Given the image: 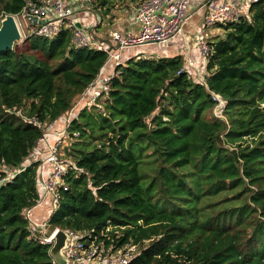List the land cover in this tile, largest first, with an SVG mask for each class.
Masks as SVG:
<instances>
[{
    "label": "trees",
    "instance_id": "trees-1",
    "mask_svg": "<svg viewBox=\"0 0 264 264\" xmlns=\"http://www.w3.org/2000/svg\"><path fill=\"white\" fill-rule=\"evenodd\" d=\"M27 1L0 0V15ZM93 8L103 18L110 0ZM250 11V21L211 38L205 85L181 71L178 38L125 52L104 114L84 109L69 128L78 133L66 150L73 165L50 225L92 236L115 227V245L140 250L129 264H264V3ZM24 44L0 54V177L23 168L0 185V264H52L23 218L39 197V164L27 157L43 134L26 120L64 115L106 56L75 48L69 31ZM212 94L226 102L225 121L205 116Z\"/></svg>",
    "mask_w": 264,
    "mask_h": 264
},
{
    "label": "built area",
    "instance_id": "built-area-1",
    "mask_svg": "<svg viewBox=\"0 0 264 264\" xmlns=\"http://www.w3.org/2000/svg\"><path fill=\"white\" fill-rule=\"evenodd\" d=\"M93 2L94 0H28L21 12L13 15L16 23L19 16L26 22L31 31L30 35L52 39L62 31H69L75 48H87L105 54V63L94 82L89 84L93 86L92 90H87V87L81 94L83 95L87 90L80 99V102L87 101L85 106L87 109L94 107V100L108 95L111 79L119 75V68L125 67L131 56V54L129 57L125 56L126 51L130 50L133 53L139 52L138 49L145 46L167 45L179 36L182 37V41H186L185 28H190L191 19L197 14L200 17V24L192 26L194 33L190 38L194 42L197 55L193 57V53L189 54L186 51L183 54L182 49H185L183 46L180 50L184 55L181 71H184L195 84L205 85L206 62L211 53L210 38L215 34L213 32L219 34L221 29L230 24L250 21L251 7L264 3V0H141L136 7L126 12L132 16L128 30L121 29L115 23V27L110 25L104 33H99L103 18L94 11ZM5 16H0V26ZM18 28L21 33L19 25ZM205 28H214V31L206 34ZM87 94L89 98H86ZM212 96L217 102L213 109L218 111L215 115L219 118L225 109V102L217 95L212 94ZM89 100L91 102H88ZM77 109L78 105L72 106L64 115L50 123H39L35 119L22 117L36 127H40L43 132L35 145V147L38 145V148L34 147L33 151L40 152V143H43L46 135L56 136L52 144L49 142V147L46 143L43 144L47 150L46 154H39L32 161L27 162L28 165L35 162L39 164L36 175L39 197L36 205L28 209L29 213L31 209L40 207L47 201L54 210L57 209L61 198L59 189L64 187L61 181L69 169L68 163L59 152L67 136L69 138L78 136L77 132H69L72 122L79 115ZM22 169L4 167L6 176L0 177V185L11 180ZM23 216L24 220L34 222L31 215L24 212ZM115 229V227H107L93 236L86 231L63 230L66 235L65 244L61 249L64 263L129 264L140 254V250L132 243L124 246L110 245L113 240L109 239L107 233ZM57 232L56 229L47 239L35 241L39 245L52 246ZM116 233V238L122 236ZM50 258L52 264H57L55 259Z\"/></svg>",
    "mask_w": 264,
    "mask_h": 264
},
{
    "label": "rangeland",
    "instance_id": "rangeland-1",
    "mask_svg": "<svg viewBox=\"0 0 264 264\" xmlns=\"http://www.w3.org/2000/svg\"><path fill=\"white\" fill-rule=\"evenodd\" d=\"M141 0H110V7H111V10L114 12V11H119L120 12V15H122L124 12H129L131 11L134 7H136V5L140 2ZM2 15V14H1ZM0 15V16H1ZM117 21V20H116ZM200 24V17H199V14L195 15L192 17L191 19V24H190V28L192 29V26L195 25H199ZM17 25L20 26V29H21V41L18 42V43H15V49L17 52H20V51H25V44H24V40L30 36L31 34V31L30 29L27 27L26 25V22L19 16L18 19H17ZM188 28V27H187ZM214 31V28H205L204 29V33L206 34H210ZM106 32H107V29H106ZM215 33V32H213ZM224 28L220 30L219 34H223L222 36L220 37H224ZM214 36V35H213ZM213 36H211V38H213ZM210 38V39H211ZM14 48V47H13ZM144 49V48H143ZM143 49H138L139 51L143 50ZM155 50V46H151V47H148L146 50L144 51H153L154 52ZM151 55H154V54H151ZM122 68V67H121ZM119 68V71L120 69ZM94 82V80H93ZM92 82V83H93ZM91 83V84H92ZM90 84V85H91ZM88 86L87 90L91 91L93 86ZM86 90V91H87ZM86 91L84 92V94H86ZM83 94V95H84ZM109 94V92H108ZM83 95L79 96L76 98V100L73 102V105H78V109H77V113L80 114V112L84 109H86L89 113L91 114H95L97 113L98 111L102 112L104 114V108H105V105L106 103L110 102L109 101V97L108 95H103V97L101 98H98L96 100L93 101V105L94 107H91V108H86L85 106L87 105V101L86 100H83L80 102V99L83 97ZM86 98H89V95L87 94L86 95ZM88 102H91V100H89ZM17 115L19 117H24V112L22 111V109H19L18 111H16ZM213 114L214 117H216L215 114H218V111L217 110H210L208 112H206L205 116L208 118L210 117L211 115ZM79 116V115H78ZM78 118V117H77ZM219 118H222L223 121H225V118L223 117V115H220ZM45 133H47V130H45ZM48 135L45 136V139L43 141V143H40V146H41V149H40V152L38 151H33L35 148H38V145L30 152L29 156L27 157V162L28 161H32L33 158L37 157L39 154H46L47 153V150H46V147L43 145L46 143L47 147H49V142L52 144L56 138V136H51V137H47ZM46 137H47V140H46ZM222 139V138H221ZM72 142H74L73 139L69 138V136H67V138L63 141L62 145H61V150L59 152V154L62 156V158L65 160V162L68 163L69 167L73 165V160L66 155V150L67 148L70 147V144H72ZM95 144H98V142H94ZM221 145H224L223 144V139L221 140L220 142ZM147 153V152H146ZM24 166H25V163H24ZM153 170H149V174L152 176L154 175V172H152ZM61 183H63V181H61ZM222 195L216 197V198H212V199H207L205 200V202H208V203H216V202H219L221 199ZM59 205V204H58ZM58 207V206H57ZM38 208V207H37ZM28 209L30 208H27L25 209L23 212H25V214L27 215H31L32 219L34 222H29V221H26L27 222V230L29 232V237L28 239H33L34 241H39L42 240V239H47L49 237V235H51L56 229L57 231H63V229L59 228V227H53L52 225H50V218H51V215L53 213V211H56L52 208V206H50V203L49 201H47L45 204H42L39 209H40V212L42 210H45V209H48L46 212L47 215H45L44 213L43 214H38L36 215L35 213H32V211L34 209H31V213L28 212ZM24 214V213H23ZM24 218V216H23ZM32 228L34 230H32ZM249 229V228H248ZM112 232V231H110ZM57 234V233H56ZM119 238H116V240L113 242V243H110V245L112 244H117L119 241ZM55 244V238H54V241L53 243L51 244L52 246L49 245V253L51 251V248L53 247V245ZM56 261V259H55ZM57 264H65L64 263V260L61 258V261L59 260L57 262Z\"/></svg>",
    "mask_w": 264,
    "mask_h": 264
},
{
    "label": "water",
    "instance_id": "water-1",
    "mask_svg": "<svg viewBox=\"0 0 264 264\" xmlns=\"http://www.w3.org/2000/svg\"><path fill=\"white\" fill-rule=\"evenodd\" d=\"M21 41V33L15 18L12 15H6L0 26V54L6 51H12L15 43ZM66 241V235L58 231L55 236V244L51 248L49 256L61 261V249Z\"/></svg>",
    "mask_w": 264,
    "mask_h": 264
},
{
    "label": "crops",
    "instance_id": "crops-1",
    "mask_svg": "<svg viewBox=\"0 0 264 264\" xmlns=\"http://www.w3.org/2000/svg\"><path fill=\"white\" fill-rule=\"evenodd\" d=\"M110 16V17H108ZM117 20V21H116ZM130 20H132V16H130L128 13H123L122 15H120V12L119 11H110V13L108 15H106L105 17H103L102 21L103 23L101 24L100 28H99V33H104L106 32V29L111 25H113L114 27L116 26L115 23L118 24V26L121 28V29H124V30H128L130 28L129 26V22ZM191 24V22H190ZM186 30V41H182V37L179 36L178 37V44H177V47L179 48H182L183 46L185 47V49L183 48L182 51H183V54L186 52H188L189 54H192L193 57H196L197 53H196V49L194 47V42L190 39L192 38V35L194 32H192L193 28H185ZM215 36H222L223 34H218L215 32V34H213ZM214 36V37H215ZM148 47H144L143 50H146ZM34 210L32 211V213H35L36 215L38 214H45L47 215L48 212H46L48 209H45V210H42L40 212V209L39 207L37 208H33Z\"/></svg>",
    "mask_w": 264,
    "mask_h": 264
},
{
    "label": "clouds",
    "instance_id": "clouds-1",
    "mask_svg": "<svg viewBox=\"0 0 264 264\" xmlns=\"http://www.w3.org/2000/svg\"><path fill=\"white\" fill-rule=\"evenodd\" d=\"M13 16V15H12ZM223 100V99H222ZM224 101V100H223ZM225 102V101H224ZM225 106H226V102H225Z\"/></svg>",
    "mask_w": 264,
    "mask_h": 264
}]
</instances>
